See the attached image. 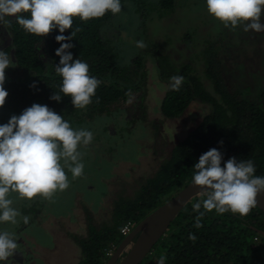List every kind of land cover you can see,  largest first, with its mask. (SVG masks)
<instances>
[{
    "label": "trees",
    "instance_id": "trees-1",
    "mask_svg": "<svg viewBox=\"0 0 264 264\" xmlns=\"http://www.w3.org/2000/svg\"><path fill=\"white\" fill-rule=\"evenodd\" d=\"M182 1L120 0L119 13L109 10L102 17L87 21L78 16L72 18V28L65 30L63 35L70 36L76 28L80 31L71 41H66L75 45L66 52L72 54L73 60L87 63L89 75L101 82L92 103L84 109H75L71 97L63 93H60V102L50 99L59 92L62 83V77L55 71L60 61L55 54L60 47L56 41V36L61 34L58 28L42 37L26 32L16 22V17L5 23L9 43L3 51L12 61L5 70L3 85L8 96L0 107V115L5 120L19 116L36 103L48 106L71 128L89 131L91 127L96 128V122H107L102 132L118 135L133 124L137 125L134 118L139 114L143 123L139 124L155 132L158 127L155 121L147 122L149 65L165 88L158 108L163 119H179L193 103L208 108L194 127L170 146L154 174L141 183L138 181L139 186L130 195L122 192L113 195L110 208L103 210L99 220L85 205H79L86 234L77 236L75 232L73 235V242L81 251L76 264H107L110 258L106 256L107 251L115 250L126 237L121 229L129 225L131 232L152 211L190 183L195 163L212 148L221 152L222 167L231 157L238 162L252 160L256 168L254 175L264 177V83L257 85L258 91L254 90L247 98L243 90L224 82L218 51L223 50V35L231 37V32L216 26V33L203 31L202 38H192L186 33L183 38L188 42L184 50L193 48L195 59L177 65L162 53L164 44L159 46L154 36L157 23L169 17ZM187 3V6L207 7L206 0H188ZM17 15L30 18V12ZM122 16L126 21H122ZM202 16L197 25L201 30L205 23ZM128 23L135 24L132 45L118 38ZM137 41H143L145 47H137ZM198 42L203 44L202 50L198 49ZM173 75L184 77L178 91L170 87L169 78ZM116 121L125 128L117 126ZM206 198L204 192L197 194L184 206L141 264H157L161 256L166 257L165 264H264V213L254 207L246 216L230 211L217 214L215 209L207 212L201 205L200 211L205 213L200 218L202 226L195 227L199 212L193 210V205ZM15 200L21 210L19 215L28 216L32 222L38 221L41 203L17 196ZM26 224L23 221L20 227ZM190 233L196 236L195 241L189 239Z\"/></svg>",
    "mask_w": 264,
    "mask_h": 264
},
{
    "label": "clouds",
    "instance_id": "clouds-1",
    "mask_svg": "<svg viewBox=\"0 0 264 264\" xmlns=\"http://www.w3.org/2000/svg\"><path fill=\"white\" fill-rule=\"evenodd\" d=\"M206 4L209 14L221 21L225 28L231 26L234 29L241 21H251L244 26L245 31H264V25L259 22L264 0H206ZM109 10L113 14L119 13L120 0H0V23H8L6 17L16 16V22L26 32L42 37L58 28L61 34L56 36V41L60 47L55 54L60 61L55 71L62 77V83L59 92L50 99L60 102V93H63L71 97L75 109H84L92 103L101 82L89 75L87 63L73 60L72 54L66 52L75 47L66 41H71L80 28L72 31L70 36L63 33L72 28L73 17L87 21L102 17ZM23 12H30V18L17 15ZM137 47L144 48L145 44L137 41ZM11 63L8 53L0 51V107L8 96L3 85L5 70ZM169 80L171 89L178 91L184 77L173 75ZM93 138L91 131H73L62 116L48 106L36 103L0 125V222L16 223L19 215L10 207L9 191L31 200L37 195L51 199L57 190L67 189L68 179L60 159H70L73 163L69 170L73 177L81 176L84 165L79 162L77 146L81 143L88 145ZM58 142L62 144L63 151H58ZM222 160L221 152L212 148L203 153L193 167L191 183L199 186L207 197L193 205V210L199 212L195 227L202 226L200 218L205 213L200 211L201 205L207 212L215 209L217 214L230 211L246 216L257 206L258 195L264 194V177L254 175L256 168L252 160L238 162L231 157L223 167ZM24 223H28L26 216ZM189 239L195 241L196 236L190 233ZM16 248L12 234L0 233V261L7 262ZM165 260L166 257L161 256L157 264H165Z\"/></svg>",
    "mask_w": 264,
    "mask_h": 264
},
{
    "label": "rangeland",
    "instance_id": "rangeland-1",
    "mask_svg": "<svg viewBox=\"0 0 264 264\" xmlns=\"http://www.w3.org/2000/svg\"><path fill=\"white\" fill-rule=\"evenodd\" d=\"M187 1H182L169 17L155 24L154 36L159 46L164 44L161 46L165 50L162 53L168 55L171 62H175L174 65L187 63L190 59H195V56L193 48L184 50L188 42L183 38L186 33L197 39L202 38L204 32L214 30L216 33V26L226 29L231 32V37L229 34L223 35V50L218 51L224 82L229 87L243 90L244 95L250 98L254 90L258 91L257 85L264 83V31H245L244 26L251 21H241L234 29L231 26L225 28L221 21L209 14L207 7L187 6ZM201 16L205 20L203 30L197 27L200 25L198 20ZM15 17H6V20ZM122 21H126L123 16ZM259 22L264 25V6ZM129 24L120 31L118 38H123L132 45L135 24ZM8 43L5 23H0V51ZM202 45L198 42V49L202 50ZM196 51L194 49L195 53ZM148 70L147 122L155 121L157 130L153 132V128L141 125L143 123L139 114L134 118L137 125L133 124L128 131L125 129L116 134L117 136L108 130L107 135L102 132L103 125H108L107 122H96V128L89 129L94 137L92 142L77 146L79 162L84 165L82 175L74 178L69 170V165L73 162L62 157L59 163L68 179L67 189L57 190L51 199L41 195L31 199L42 204L38 221L32 222L26 216L28 223L20 227L25 215H18L16 223L0 222V233L6 231L12 234L17 243L14 255L7 262L0 261V264H76L81 251L73 242V235L75 232L77 236L86 234L84 216L79 205H85L99 220L103 210L110 208L114 194L122 192L123 195H130L144 178L154 174L170 146L181 140L201 119L208 108L198 103L191 104L187 113L179 119H163L158 108L165 88L160 84L151 65ZM205 85H208L207 81ZM8 121L9 119L5 120L0 115V125ZM120 124L117 122V126L124 129L125 126ZM72 130L82 129L73 127ZM58 151H63L62 144L58 145ZM16 196L20 197L18 192L9 191L7 198L12 201L10 207L20 212ZM132 244L133 241L121 256Z\"/></svg>",
    "mask_w": 264,
    "mask_h": 264
},
{
    "label": "water",
    "instance_id": "water-1",
    "mask_svg": "<svg viewBox=\"0 0 264 264\" xmlns=\"http://www.w3.org/2000/svg\"><path fill=\"white\" fill-rule=\"evenodd\" d=\"M204 191L199 187L188 183L184 188L178 191L174 196L164 204L152 211L123 239L115 248L107 264H141L148 254L151 253L154 246L165 235L173 220L197 194ZM257 208L264 213V194L257 197ZM136 240L126 252L125 256L118 261L126 247Z\"/></svg>",
    "mask_w": 264,
    "mask_h": 264
},
{
    "label": "built area",
    "instance_id": "built-area-1",
    "mask_svg": "<svg viewBox=\"0 0 264 264\" xmlns=\"http://www.w3.org/2000/svg\"><path fill=\"white\" fill-rule=\"evenodd\" d=\"M129 232H130V226H129V225H125V226L121 229V234H122L123 236H127V235L129 234ZM113 250H114V248L109 249V250L107 251V253H106V256H111L112 253H113Z\"/></svg>",
    "mask_w": 264,
    "mask_h": 264
}]
</instances>
